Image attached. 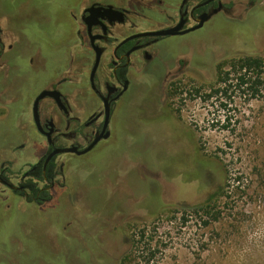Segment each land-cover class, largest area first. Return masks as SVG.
<instances>
[{
  "label": "rangeland",
  "instance_id": "374dc122",
  "mask_svg": "<svg viewBox=\"0 0 264 264\" xmlns=\"http://www.w3.org/2000/svg\"><path fill=\"white\" fill-rule=\"evenodd\" d=\"M223 2L233 6L202 30L161 42L167 56L133 82L114 138L84 158L63 156L48 201L0 204V264H264V87L256 97L234 86L205 97L219 65L264 58V0ZM55 6L67 4L0 0V69H11L0 86V160L15 171L45 141L18 129L28 120L13 98L34 73L18 57L22 43L7 47L34 21L50 31L64 14Z\"/></svg>",
  "mask_w": 264,
  "mask_h": 264
},
{
  "label": "flooded vegetation",
  "instance_id": "af4514ba",
  "mask_svg": "<svg viewBox=\"0 0 264 264\" xmlns=\"http://www.w3.org/2000/svg\"><path fill=\"white\" fill-rule=\"evenodd\" d=\"M64 1V8L49 7L56 13L64 10L65 14L55 17L50 31L34 21V27L19 38L21 42L14 41L7 47L10 52L22 43L24 53L18 57L34 73L27 78L24 90L13 98L23 102L21 116L28 120H23L18 129L26 134L27 127H32L45 143L43 153L34 161H22L18 171L14 170L13 159L0 160L1 206L9 196L39 206L48 201L62 173L63 156L84 158L114 138L113 123L119 105L134 87L137 76L163 55L161 42L202 30L233 6V2L223 0H80V6L78 0ZM171 29L176 30L164 35L145 34ZM0 47L4 51L1 29ZM2 69L0 78L4 81L0 86L7 88L10 65ZM68 84L81 90H65ZM47 90L58 91L64 107L50 96L40 98L37 125L34 103ZM90 102L92 107L84 108L83 104ZM25 146L22 143L15 150ZM7 148L11 149L10 144ZM63 149L73 150L60 151L47 159L53 151ZM202 178H207L206 169ZM6 206L9 210V204Z\"/></svg>",
  "mask_w": 264,
  "mask_h": 264
},
{
  "label": "trees",
  "instance_id": "16d2710c",
  "mask_svg": "<svg viewBox=\"0 0 264 264\" xmlns=\"http://www.w3.org/2000/svg\"><path fill=\"white\" fill-rule=\"evenodd\" d=\"M216 73L215 85L218 87L206 94V98H211L219 92L226 95L232 86L243 92L249 91L251 97H256L260 88L264 87V58L251 56L238 58L232 60L227 66L219 65ZM195 92L199 94L200 91L197 89ZM38 177L41 178L40 173ZM211 197L210 195L207 200Z\"/></svg>",
  "mask_w": 264,
  "mask_h": 264
},
{
  "label": "water",
  "instance_id": "95a60500",
  "mask_svg": "<svg viewBox=\"0 0 264 264\" xmlns=\"http://www.w3.org/2000/svg\"><path fill=\"white\" fill-rule=\"evenodd\" d=\"M176 29H171V30H165V31H158V32H152V33H145V34H148V35H164V34H171L175 31ZM44 96H50L52 97L60 107H64V105L62 104L61 100H60V93L58 91H44L42 92V94L38 97V99H36L35 103H34V120L36 122L37 125H39V122H38V114H37V101L44 97ZM67 150H73V149H63V150H56V151H53L47 159H49L52 155L60 152V151H67ZM85 152V151H84Z\"/></svg>",
  "mask_w": 264,
  "mask_h": 264
}]
</instances>
